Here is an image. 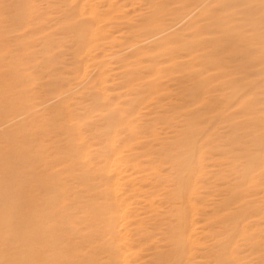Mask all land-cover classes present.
Instances as JSON below:
<instances>
[{
	"label": "rangeland",
	"instance_id": "rangeland-1",
	"mask_svg": "<svg viewBox=\"0 0 264 264\" xmlns=\"http://www.w3.org/2000/svg\"><path fill=\"white\" fill-rule=\"evenodd\" d=\"M154 5L0 0V264H264V0Z\"/></svg>",
	"mask_w": 264,
	"mask_h": 264
},
{
	"label": "bare ground",
	"instance_id": "bare-ground-1",
	"mask_svg": "<svg viewBox=\"0 0 264 264\" xmlns=\"http://www.w3.org/2000/svg\"><path fill=\"white\" fill-rule=\"evenodd\" d=\"M162 1H166V0H147V4L148 5H150L149 7H151L152 5H154V4H156L157 3V5H158V2L159 3H161ZM176 1H179L180 3H181V6L183 7V12L182 13H180L179 14V16L177 17V18H175L169 25H162V26H155L154 28H151L150 29V31H149V29H148V31L147 32H145L146 33V35H145V38H144V40H146L150 45H154L155 43H157V42H160V41H165L167 38H168V36L169 35H172V34H176V33H178L179 31H176V28H178V25L183 21V20H185L186 18H188L189 16H192V14H194V16L192 17V18H194L195 16H199V15H201L202 14V12H203V4L204 3H207L208 1H211V0H176ZM125 3V2H124ZM179 4V3H178ZM155 6V5H154ZM136 7V6H135ZM82 8V7H81ZM174 10H177V9H173V11ZM153 12V11H152ZM191 20V19H190ZM189 20V21H190ZM188 21V22H189ZM188 22H186V24L188 23ZM185 24V25H186ZM185 25H183V26H181V27H179L180 28V30H182L183 29V27L185 26ZM95 26V25H94ZM84 32H85V30H84ZM83 33V32H82ZM86 35H87V32H86ZM117 35V34H116ZM138 41V40H137ZM83 42V41H82ZM81 42V43H82ZM85 42V41H84ZM184 42V41H183ZM187 44H189V41L187 40V41H185ZM196 42H198V41H196ZM138 43H135V42H130L129 44H128V46L127 47H137L138 48ZM149 45V46H150ZM128 51V50H127ZM127 51H126V53H127ZM85 52V51H84ZM154 57H156V56H154ZM155 59H157V58H155ZM141 60V59H140ZM142 61V60H141ZM144 62V61H143ZM85 63H87V62H85ZM133 63V62H132ZM87 65V64H86ZM129 66V65H128ZM142 66V65H141ZM144 66H147V65H144ZM86 67V66H85ZM87 68V67H86ZM125 68V67H124ZM139 68L140 67H138L137 69L139 70ZM125 69H127V67L125 68ZM129 69V68H128ZM134 69H135V67H134ZM136 69V70H137ZM141 70V69H140ZM127 71V70H126ZM132 71V70H131ZM124 72V71H123ZM128 72V71H127ZM84 73V72H83ZM129 73V72H128ZM128 73H127V75H128ZM130 74H132V73H130ZM140 74V73H139ZM57 75V74H56ZM55 75V76H56ZM133 75H135V74H133ZM139 77V76H138ZM126 79H128V77L126 78ZM134 79H135V76H134ZM136 79H137V77H136ZM140 79V78H139ZM52 80V79H51ZM56 80V79H55ZM72 80V79H71ZM104 80V79H103ZM131 80V79H130ZM146 80V79H145ZM137 81V80H136ZM142 81V80H141ZM52 82H53V80H52ZM123 82V81H122ZM130 82H132V81H130ZM145 82V81H144ZM135 83V82H134ZM138 83H139V81H138ZM142 83V82H141ZM148 83V82H147ZM53 84H54V82H53ZM52 85V84H51ZM51 85H49V86H51ZM149 85H150V83H149ZM134 87H136L135 85H134ZM139 87V86H138ZM148 87V86H147ZM133 88V87H132ZM143 88H144V86H143ZM138 90V89H137ZM145 89H143V91H144ZM199 90V89H198ZM181 91V90H180ZM47 92V91H46ZM138 92V91H137ZM184 92V91H183ZM198 92V91H197ZM128 93V92H127ZM139 93V92H138ZM141 93V92H140ZM146 93H147V89H146ZM92 94V93H91ZM47 95V94H46ZM45 95V96H46ZM135 95V94H134ZM136 95H138V94H136ZM165 95H167V94H165ZM196 95V94H195ZM145 96V95H144ZM180 96V95H179ZM184 96V95H183ZM52 97V96H51ZM143 96L141 95V98H142ZM137 98V97H136ZM141 98H139V99H141ZM157 98V97H156ZM184 98V97H183ZM144 99V98H143ZM142 99V100H143ZM181 99H182V97H181ZM180 99V100H181ZM54 100V99H53ZM59 100V99H58ZM103 100V99H102ZM157 99H155V101H156ZM161 99L159 98V101H160ZM18 101H19V99H18ZM23 101V100H22ZM145 101V100H144ZM153 101H154V98H153ZM184 101V100H183ZM56 102V101H55ZM54 102V103H55ZM103 102V101H102ZM21 103V102H20ZM117 103V102H116ZM127 103V102H126ZM130 103V102H129ZM129 103H127V104H129ZM149 103V102H148ZM175 103V102H174ZM53 104V103H52ZM152 104V103H151ZM178 104V106H180L179 105V103H177ZM182 104V103H181ZM185 104H186V102H185ZM10 105V104H9ZM25 105V104H24ZM124 105V104H123ZM160 105V104H159ZM161 105H164L163 103L161 104ZM5 106V105H4ZM11 106V105H10ZM17 106V105H16ZM128 106V105H127ZM126 106V107H127ZM131 106V105H130ZM185 106V105H184ZM87 107V106H86ZM153 107V106H152ZM163 107V106H162ZM14 108V107H13ZM100 108V107H99ZM160 108V107H159ZM177 108H180V107H177ZM2 109V108H1ZM9 109H10V107H9ZM12 109V108H11ZM25 109V108H24ZM144 109V108H143ZM164 109V108H163ZM166 109V108H165ZM181 109H182V107H181ZM184 109V108H183ZM20 110H21V107H20ZM101 110V109H100ZM168 110V109H167ZM13 111V110H12ZM102 111V110H101ZM104 111H106V110H104ZM127 111V110H126ZM166 111V110H165ZM170 111H172V110H170ZM5 112V111H4ZM7 112V111H6ZM5 112V113H6ZM10 112V111H9ZM129 112V111H128ZM163 112V111H162ZM8 113V112H7ZM6 113V114H7ZM88 113V112H87ZM108 113V112H107ZM139 113V112H138ZM155 113V112H154ZM184 113V112H183ZM20 114V113H19ZM129 114V113H128ZM141 114H143V113H141ZM184 114H186V113H184ZM68 115V114H67ZM110 115V114H109ZM137 115H139V114H137ZM180 116V115H179ZM25 118V117H24ZM29 118V117H28ZM47 119V118H46ZM53 119V118H52ZM112 119V118H111ZM129 119V118H128ZM159 119V118H158ZM102 120V119H101ZM119 120V119H118ZM139 120V119H138ZM185 120V119H184ZM36 121V120H35ZM45 121V120H44ZM44 121H42L43 123H44ZM48 121V120H47ZM55 120H53V122H54ZM69 121H71V120H69ZM115 121V120H114ZM113 121V122H114ZM34 122V121H33ZM56 122V121H55ZM54 122V123H55ZM105 122V121H104ZM107 122V121H106ZM120 122H121V119H120ZM40 123H41V121H40ZM70 123V122H69ZM116 123V122H115ZM146 123H148V122H146ZM56 124H57V122H56ZM122 124V123H121ZM134 124V123H133ZM181 124H183V123H181ZM186 124H187V122H186ZM244 124V123H243ZM42 125V124H41ZM46 125V124H45ZM120 125V124H119ZM138 125V124H137ZM143 125V124H142ZM142 125H139V127L141 126L142 127ZM184 125H185V123H184ZM47 126V125H46ZM130 126V125H129ZM181 126V125H180ZM183 126V125H182ZM36 127H38V126H36ZM42 127V126H41ZM45 127V126H44ZM48 127L50 128V125H48ZM122 127V126H121ZM138 127V126H137ZM19 128V127H18ZM46 128V127H45ZM44 128V129H45ZM129 128V127H128ZM161 129V128H160ZM241 129V128H240ZM11 130H13V129H11ZM50 130V129H49ZM109 130V129H108ZM6 131V130H5ZM29 131V130H28ZM46 131V130H45ZM44 131V132H45ZM143 131V130H142ZM13 132V131H12ZM104 132V131H103ZM115 132V131H114ZM140 132H141V130H140ZM180 132V131H179ZM183 132V131H182ZM136 133V132H135ZM144 133V132H143ZM29 134H31V133H29ZM106 134H108V132L106 133ZM105 134V135H106ZM124 134V133H123ZM122 134V135H123ZM130 134V133H129ZM140 134V133H139ZM181 134V133H180ZM183 135V137L184 136H186L185 134H184V132L182 133ZM32 135V134H31ZM128 135V134H127ZM173 135H174V133H173ZM176 135V134H175ZM174 135V136H175ZM128 136H130V135H128ZM173 136V137H174ZM179 136V135H178ZM34 137H36V136H34ZM172 137V138H173ZM176 137H177V135H176ZM26 138V137H25ZM127 138V137H126ZM129 138V137H128ZM131 138V137H130ZM129 138V139H130ZM193 138V137H192ZM37 139V138H36ZM103 139V138H102ZM113 139V138H112ZM175 139V138H174ZM189 139V138H188ZM242 139V138H241ZM252 139V138H251ZM64 140V139H63ZM137 140V139H136ZM177 140H179V139H177ZM115 141V140H114ZM139 141V140H138ZM170 141H172V139H170ZM180 141V140H179ZM196 141V140H195ZM29 142V141H28ZM212 142V141H211ZM27 143V142H26ZM67 143H68V140H67ZM108 143V142H107ZM140 143V142H139ZM170 143V142H169ZM176 143V142H175ZM191 143V142H190ZM225 143V142H224ZM251 143V142H250ZM22 144H25V143H22ZM38 144V143H37ZM111 144V143H110ZM138 144V143H137ZM151 144V143H150ZM245 144V143H244ZM84 145V144H83ZM174 145V144H173ZM184 145V144H183ZM35 146V145H34ZM33 147V146H32ZM172 147V146H171ZM245 147V146H244ZM112 148V147H111ZM217 148V147H216ZM15 149V148H14ZM18 150H19V148H17ZM32 149V148H31ZM31 149H30V151H31ZM35 149H36V147H35ZM116 149V148H115ZM149 149V148H148ZM154 149V148H153ZM194 149V148H193ZM227 149V148H226ZM27 150V149H26ZM33 150V149H32ZM256 150V149H255ZM15 151H17V150H15ZM28 151V150H27ZM30 151H28V154H29V152ZM35 151V150H34ZM184 151V150H183ZM13 153V152H12ZM25 153V152H24ZM32 153V152H31ZM44 153V152H43ZM42 153V154H43ZM106 153V152H105ZM154 153V152H153ZM179 153V152H178ZM215 153V152H214ZM5 154V153H4ZM3 154V155H4ZM16 154V152H14V155ZM45 154H46V152H45ZM44 154V155H45ZM189 154H190V152H189ZM224 154V153H223ZM43 155V156H44ZM135 155V154H134ZM176 155V154H175ZM183 155V154H182ZM114 156V155H113ZM184 156V155H183ZM36 157V156H35ZM34 157V158H35ZM118 157V156H117ZM185 157V156H184ZM248 157V156H247ZM7 158V157H6ZM10 158V157H9ZM9 158H7V159H9ZM27 158V157H26ZM32 158V157H31ZM113 158V157H112ZM179 158H181V157H179ZM193 158V157H192ZM173 159V158H172ZM34 160V159H33ZM113 160V159H112ZM115 160H117V159H115ZM165 160V159H164ZM181 160V159H180ZM194 160V159H193ZM29 161V160H28ZM170 161H172V160H170ZM176 161V160H175ZM185 161V160H184ZM34 162V161H33ZM41 162V161H40ZM102 162V161H101ZM114 162V161H113ZM160 162H161V159H160ZM165 162V161H164ZM169 162V161H168ZM119 163V162H118ZM140 163V162H139ZM142 163H143V161H142ZM185 163V162H184ZM63 164V163H62ZM141 164V163H140ZM175 164V163H174ZM192 164V163H191ZM120 165H122V164H120ZM176 165H177V163H176ZM181 165H183V164H181ZM199 165V164H198ZM208 165V164H207ZM244 165V164H243ZM25 166V165H24ZM28 166H30V165H27V167ZM173 166V165H172ZM26 167V166H25ZM139 167V166H138ZM150 167V166H149ZM183 167V166H182ZM203 167V166H202ZM47 168V167H46ZM48 168H50V167H48ZM123 168V167H122ZM127 168V167H126ZM140 168H142L141 167V165H140ZM146 168V167H145ZM173 168V167H172ZM188 168H189V166H188ZM187 168V169H188ZM117 170L118 169H120V167L118 168H116ZM178 169V168H177ZM181 169V168H180ZM191 169V168H190ZM193 169V168H192ZM191 169V170H192ZM127 170V169H126ZM179 170V169H178ZM187 171V170H186ZM54 172V171H53ZM56 172V171H55ZM129 172V171H128ZM148 172V171H147ZM150 172V171H149ZM165 172V171H164ZM177 172V171H176ZM179 172H180V170H179ZM41 173V172H40ZM57 173V172H56ZM141 172L139 171V173L138 174H140ZM145 173V172H144ZM23 174V173H22ZM147 174V173H146ZM182 174V173H181ZM23 175H25V174H23ZM22 175V176H23ZM47 175H50V174H48L47 173ZM47 175H45V176H47ZM78 175V174H77ZM81 175H83V174H81ZM134 175V174H133ZM137 175V174H136ZM153 175V174H152ZM180 175V174H179ZM31 176V175H30ZM185 176V175H184ZM184 176H182V177H184ZM222 176V175H221ZM38 177V176H37ZM57 177V176H56ZM75 177V176H74ZM73 177V178H74ZM93 177V176H92ZM155 177V176H154ZM157 177V176H156ZM175 177V176H174ZM55 178V177H54ZM159 178V176L157 177V179ZM88 180V179H87ZM231 180V179H230ZM27 181V180H26ZM58 181V180H57ZM114 181V180H113ZM221 181V180H220ZM146 182H148V181H146ZM160 182V181H159ZM25 183V185L28 183V182H23V184ZM30 183V182H29ZM55 183V182H54ZM131 183V182H130ZM125 184V183H124ZM175 184H177V183H175ZM196 184V183H195ZM136 185V184H135ZM168 185V184H167ZM32 186V185H31ZM80 186V185H79ZM188 186V185H187ZM194 186V185H193ZM27 187V186H26ZM47 187V186H46ZM57 187V186H56ZM100 187V186H99ZM184 187V186H183ZM183 187H182V189H183ZM30 188V187H29ZM28 188V189H29ZM38 188V187H37ZM49 188H50V186H49ZM114 188V187H113ZM113 188H112V190H113ZM157 188V187H156ZM25 189V188H24ZM33 189H35V187L33 186ZM51 189V188H50ZM57 189V188H56ZM181 189V188H180ZM39 190V189H38ZM48 190V189H47ZM147 190H150V189H147ZM155 190V189H154ZM185 190V189H184ZM184 190H183V192H184ZM226 190V189H225ZM233 190V189H232ZM22 191H24V190H22ZM150 191H153V190H150ZM164 191V190H163ZM180 191V190H179ZM28 192V191H27ZM36 192V191H35ZM51 192V191H50ZM114 192V191H113ZM116 192H118V191H116ZM157 192V191H156ZM162 192V191H161ZM178 192V191H177ZM256 192V191H255ZM29 193H31V192H29ZM41 193V192H40ZM52 193V192H51ZM51 193H49V194H51ZM181 193H182V191H181ZM24 194H25V192H24ZM113 194H115V193H113ZM141 193H139V195H140ZM149 194H151V193H149ZM183 194V193H182ZM26 196H27V194H25ZM36 195V194H35ZM39 195V194H38ZM152 195H153V193H152ZM185 195H186V193H185ZM223 195V194H222ZM24 196V195H23ZM22 196V197H23ZM52 196V195H51ZM129 196V195H128ZM34 197V196H33ZM55 197V196H54ZM61 197V196H60ZM123 197V196H122ZM121 197V198H122ZM141 197V196H140ZM152 197V196H151ZM181 197H183V196H181ZM180 197V198H181ZM89 198V197H88ZM105 198V197H104ZM145 198V197H144ZM176 198V197H175ZM184 198V197H183ZM24 199V198H23ZM34 199V198H33ZM47 199H49V198H47ZM85 199H87V198H85ZM113 199V198H112ZM149 199H151V198H149ZM148 199V200H149ZM26 200H27V197H26ZM26 200H24V201H26ZM98 200V199H97ZM101 200V199H100ZM49 201V200H48ZM48 201H46V202H48ZM130 201V200H129ZM129 201H126L128 204H129ZM132 201V200H131ZM191 201V200H190ZM46 202H45V204H46ZM57 202V201H56ZM98 202V201H97ZM110 202H111V200H110ZM72 203V202H71ZM103 203V202H102ZM150 203V202H149ZM179 203V202H178ZM185 203V202H184ZM53 204V203H52ZM65 204V203H64ZM81 204V203H80ZM93 204V203H92ZM25 205V204H24ZM30 205V204H29ZM97 205V204H96ZM131 205V204H130ZM213 205V204H212ZM88 206H89V204H88ZM127 206H129V205H127ZM181 206V205H180ZM185 206V205H184ZM230 206V205H229ZM50 207V206H49ZM48 207V208H49ZM82 207V206H81ZM93 207V206H92ZM122 207V206H121ZM126 207V206H125ZM216 207V206H215ZM87 208V207H86ZM94 208H97V207H94ZM124 208V207H123ZM128 208V207H127ZM36 209H37V207H36ZM65 209H66V207H65ZM64 209V210H65ZM88 209H90L89 207H88ZM119 209H120V207H119ZM118 209V210H119ZM47 210V209H46ZM83 210V209H82ZM91 210V209H90ZM97 210V209H96ZM122 210V209H121ZM183 210V209H182ZM44 211H45V209H44ZM66 211H67V209H66ZM85 211V210H84ZM83 211V212H84ZM87 211V210H86ZM92 211H93V209H92ZM106 211V210H105ZM107 211H108V209H107ZM47 212H49L48 210H47ZM159 212V211H158ZM88 213V212H87ZM94 213V212H93ZM103 213V212H102ZM120 213H121V211H120ZM42 214V213H41ZM50 214V213H49ZM53 214V213H52ZM59 214V213H58ZM61 214H63V213H61ZM67 214H69V213H67ZM174 214V213H173ZM177 214V213H176ZM109 215V214H108ZM180 215V214H179ZM184 215V214H183ZM192 215V214H191ZM64 216V215H63ZM160 216V215H159ZM182 216V215H181ZM193 216V215H192ZM56 217V216H55ZM91 217H93V216H91ZM191 217V216H190ZM247 217V216H246ZM53 218V217H52ZM60 218V217H59ZM58 218V219H59ZM120 218V217H119ZM171 218V217H170ZM177 218V217H176ZM193 218V217H192ZM242 218H244V217H242ZM21 219H23L22 217H21ZM45 219V218H44ZM43 219V220H44ZM55 219V218H54ZM82 219V218H81ZM87 219V218H86ZM90 219V218H89ZM94 219V218H93ZM92 218H91V220H93ZM121 219V218H120ZM174 219V218H173ZM182 219V218H181ZM186 219V218H185ZM184 219V220H185ZM42 220V221H43ZM52 220V219H51ZM50 220V221H51ZM124 220V219H123ZM122 220V221H123ZM135 220V219H134ZM142 220V219H141ZM149 220V219H148ZM46 221V220H45ZM49 221V222H50ZM63 221V220H62ZM121 221V222H122ZM173 221V220H172ZM171 221V222H172ZM182 221V220H181ZM191 221V220H190ZM34 222V221H33ZM35 222H37V221H35ZM35 222H34V224H35ZM47 222V221H46ZM45 222V223H46ZM64 222V221H63ZM69 222V221H68ZM92 222V221H91ZM97 222V221H96ZM119 222V221H118ZM120 222V223H121ZM124 222V221H123ZM129 222V221H128ZM159 222H161V221H159ZM25 223V222H24ZM43 223V222H42ZM44 223V224H45ZM99 223V222H98ZM133 223H135V222H133ZM148 223V225H149V222H147ZM146 223V224H147ZM180 223V222H179ZM33 223H31V225H32ZM34 224L32 225V226H34ZM40 224V223H39ZM48 224V223H47ZM56 224H58V223H56ZM112 224V223H111ZM122 224V223H121ZM121 224H119L118 223V225L120 226ZM204 224V223H203ZM241 224V223H240ZM36 225V224H35ZM41 225V224H40ZM60 225V224H59ZM64 225V224H63ZM95 225V224H94ZM110 225V224H109ZM160 225V224H159ZM158 225V226H159ZM162 225V224H161ZM164 225H167V224H164ZM163 225V226H164ZM24 226V225H23ZM54 226L56 227V225L54 224ZM67 226V225H66ZM90 226V225H89ZM114 226V225H113ZM176 226H177V224H176ZM181 226H183V224L181 225ZM35 227V226H34ZM77 227V226H76ZM96 227V226H95ZM115 227V226H114ZM118 227V226H117ZM117 227H115V228H117ZM172 227V226H171ZM174 227V226H173ZM180 227V226H179ZM32 228V227H31ZM30 228V229H31ZM90 228V227H89ZM102 228V227H101ZM111 228V227H110ZM195 228V227H194ZM46 229V228H45ZM68 229V228H67ZM95 229H97V228H95ZM106 229V228H105ZM119 229V227L117 228V230ZM191 229H192V227H191ZM201 229H203V228H201ZM24 230V229H23ZM48 230H49V228H48ZM65 230V229H64ZM63 229H62V231H64ZM112 230V229H111ZM123 230H125V229H123ZM145 230H147L146 228H145ZM148 230H149V228H148ZM155 231H156V229H154ZM160 230H162V229H160ZM167 230V229H166ZM175 230V229H174ZM173 230V231H174ZM184 230V229H183ZM101 231H103V230H100V232ZM106 231V230H105ZM109 231V230H108ZM115 231V230H114ZM172 231V230H171ZM178 231V230H177ZM68 232V231H67ZM104 232V231H103ZM116 232V231H115ZM130 231H128V233H129ZM161 232H163V231H161ZM167 232V231H166ZM43 233V232H42ZM42 233H40V234H42ZM48 233V232H47ZM50 233V232H49ZM58 233V232H57ZM69 233V232H68ZM87 233V232H86ZM89 233H91V232H89ZM112 233V232H111ZM132 233V232H131ZM184 233V232H183ZM71 234V233H70ZM74 234V233H73ZM104 234V233H103ZM122 234V233H121ZM126 234V233H125ZM155 234V233H154ZM153 234V235H154ZM158 234V233H157ZM163 234V233H162ZM170 234V233H169ZM169 234H166V235H169ZM82 235H84V234H82ZM97 235V234H96ZM105 235V234H104ZM108 235V234H107ZM111 235V234H110ZM146 235V234H145ZM161 235V234H160ZM21 236H22V234H21ZM41 236H43V234L41 235ZM50 236H51V233H50ZM92 236V235H91ZM99 236H100V234H99ZM109 236V235H108ZM107 236V237H108ZM128 236V235H127ZM150 236V235H149ZM152 236V235H151ZM158 236V235H157ZM227 236V235H226ZM62 237V236H61ZM72 237V236H71ZM105 237V236H104ZM106 237V238H107ZM148 237V236H147ZM163 237H164V235H163ZM167 237V236H166ZM169 237V236H168ZM195 237V236H194ZM206 237V236H205ZM211 237V236H210ZM50 238V237H49ZM73 238H75V237H73ZM80 238V237H79ZM90 238V237H89ZM101 238V237H100ZM153 238V237H152ZM161 238V237H160ZM224 238V237H223ZM47 239V238H46ZM54 239V238H53ZM91 239V238H90ZM89 239V240H90ZM99 239V238H98ZM104 239V238H103ZM183 239H185V237H183ZM218 239V238H217ZM49 240V239H48ZM58 240V239H57ZM75 240V239H74ZM81 240V239H80ZM141 240V239H140ZM170 239H168V241H169ZM73 241V240H72ZM155 241V240H154ZM246 241V240H245ZM49 242V241H48ZM47 242V243H48ZM78 242V241H77ZM81 242V241H80ZM150 242H153V241H150ZM63 243V242H62ZM66 243V242H65ZM72 243V242H71ZM106 243V242H105ZM186 243V242H185ZM184 243V244H185ZM54 244V243H53ZM167 244V243H166ZM184 244H182V245H184ZM46 245H48V244H46ZM50 245V244H49ZM91 245V244H90ZM98 245V244H97ZM100 245V244H99ZM118 245V244H117ZM148 245H149V243H148ZM170 245V244H169ZM172 245V244H171ZM117 247V246H116ZM121 247H122V245H121ZM167 247V246H166ZM84 248V247H83ZM160 248H163V247H160ZM165 248V247H164ZM124 249V248H123ZM92 250H94V248L92 249ZM119 250V249H118ZM41 251V250H40ZM43 251V250H42ZM84 251V250H83ZM83 251H81V252H83ZM149 251V250H148ZM180 251V250H179ZM34 252H35V250H34ZM88 252V251H87ZM91 252H93V251H91ZM119 252V251H118ZM159 252V251H158ZM157 252V253H158ZM166 252V251H165ZM53 253V252H52ZM106 253V252H105ZM108 253V252H107ZM154 253H155V251H154ZM156 253V255L158 256V254ZM181 253H182V247H181ZM54 254V253H53ZM90 254V253H89ZM82 255V254H81ZM80 255V256H81ZM96 255V254H95ZM107 255V254H106ZM111 255H112V253H111ZM111 255H108V257L109 256H111ZM149 255V254H148ZM42 256V255H41ZM46 256H47V254H46ZM84 256V255H83ZM119 256V255H118ZM121 256H123V255H121ZM125 256V255H124ZM130 256V255H129ZM151 256V255H150ZM39 258H40V255L38 256ZM49 256H47V258H48ZM56 257V256H55ZM82 257V256H81ZM90 257V256H89ZM93 257V256H92ZM102 257V256H101ZM105 257V256H104ZM112 257H113V255H112ZM149 257V256H148ZM152 257V256H151ZM95 258V257H94ZM97 258V257H96ZM103 258V257H102ZM107 258V257H106ZM119 258V257H118ZM123 258V257H122ZM147 258V257H146ZM155 258H157V257H155ZM182 258V257H181ZM197 258V257H196ZM54 259V258H53ZM82 259V258H81ZM91 259V258H90ZM99 259V258H98ZM41 260V259H40ZM87 260V259H86ZM102 260V259H101ZM101 260H99L100 262H101ZM157 260V259H156ZM161 260V259H160ZM57 261H58V259H57ZM155 261V260H154ZM87 262V261H86ZM93 262H94V260H93ZM97 262V261H96ZM122 262V261H121ZM120 262V263H121ZM156 262V261H155ZM155 262H154V264H155ZM159 262V261H158ZM66 263H68V262H66ZM74 263V261L72 262V264ZM111 263V262H110ZM113 263V262H112ZM111 263V264H112ZM125 263V262H124ZM163 263V262H162ZM161 263V264H162ZM69 264V263H68ZM100 264V263H99ZM118 264V263H117ZM136 264V263H135Z\"/></svg>",
	"mask_w": 264,
	"mask_h": 264
}]
</instances>
